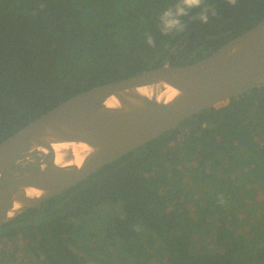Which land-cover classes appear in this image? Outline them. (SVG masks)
Returning a JSON list of instances; mask_svg holds the SVG:
<instances>
[{
    "label": "trees",
    "instance_id": "trees-1",
    "mask_svg": "<svg viewBox=\"0 0 264 264\" xmlns=\"http://www.w3.org/2000/svg\"><path fill=\"white\" fill-rule=\"evenodd\" d=\"M178 3L0 0V143L72 96L146 70L193 64L264 19V0H203L178 18L182 31L165 34L159 18ZM209 5L214 12L202 24L197 14ZM39 169L38 161L12 167L0 188ZM183 176L193 192L184 191ZM207 189L221 199L204 209ZM258 193L264 85L197 113L21 213L0 227V239L22 240L38 264H104L113 256L122 259L117 264H264ZM184 195L196 197L195 218ZM256 212L248 233H239Z\"/></svg>",
    "mask_w": 264,
    "mask_h": 264
},
{
    "label": "water",
    "instance_id": "water-1",
    "mask_svg": "<svg viewBox=\"0 0 264 264\" xmlns=\"http://www.w3.org/2000/svg\"><path fill=\"white\" fill-rule=\"evenodd\" d=\"M263 85L264 19L193 64L146 70L68 98L0 143V181L8 169L50 156L39 171L0 188V227L197 113ZM166 87L175 91L167 101ZM64 143L83 150L80 163L69 149L55 163L52 146Z\"/></svg>",
    "mask_w": 264,
    "mask_h": 264
},
{
    "label": "rangeland",
    "instance_id": "rangeland-1",
    "mask_svg": "<svg viewBox=\"0 0 264 264\" xmlns=\"http://www.w3.org/2000/svg\"><path fill=\"white\" fill-rule=\"evenodd\" d=\"M224 105V104H223ZM221 105V106H223ZM182 130V129H181ZM180 139V137H179ZM69 159V158H67ZM34 161H38L39 162V166L40 168L41 167H44L46 165H48L49 161H50V156L48 154H41L37 157H34L32 159H29V160H26L22 163H20L18 166H25L27 163H31V162H34ZM18 174L14 175V177H17ZM13 177V178H14ZM7 179V178H5ZM1 182V181H0ZM181 186L183 187L184 191L186 192H193L195 190V188L192 186V184L190 183L189 179L187 177L182 178V181L180 182ZM215 189L212 190V192H210V190H205L204 191V200L202 202H199L200 206H204L203 208L205 209L207 206V203H209V208H212V203L213 201L218 197L217 200H220V196H217L215 197ZM185 201H186V206L187 208L189 209V212H188V216L192 217V218H195V212H196V208H195V205H194V202H193V199L192 198H196L195 196H188L187 195H184L182 197ZM264 199V194L262 193H258L257 195V201H263ZM211 205V206H210ZM257 206V205H256ZM227 209H231V207H228ZM119 210V209H118ZM209 214V212L207 213ZM260 217V213L259 212H256V215H252L249 217V221L250 223L246 224L244 223L243 221L241 222V227L239 229V233L241 234H246L248 233V229L250 228V226L252 224L255 223V220H257L258 218ZM90 230L92 229V227L89 228ZM98 238V237H97ZM101 238V237H99ZM98 240H102V239H99ZM213 238H211L210 240L212 241ZM81 240L82 241H85V240H90L91 241V238H86L85 236L81 237ZM89 244H91V242H89ZM209 249L211 250H215L213 245H209ZM0 250L3 251V255H2V259L1 260V264H38V261H36L31 254H28L27 251H26V248L24 246V243L22 240L20 239H16L14 242L11 241V240H8L6 238H1L0 239ZM101 257H98L96 258L95 255L93 256V259L92 260H98L100 259ZM3 260V262H2ZM115 260V261H113ZM117 261H121L122 263V259H118V257L116 256H113L112 258L110 259H105L104 261V264H117L118 262ZM96 262V261H95ZM135 262H139V263H142L138 260H135ZM98 262H96L97 264ZM90 264H94L93 262H90ZM150 264H155L153 262V260L151 261Z\"/></svg>",
    "mask_w": 264,
    "mask_h": 264
},
{
    "label": "clouds",
    "instance_id": "clouds-1",
    "mask_svg": "<svg viewBox=\"0 0 264 264\" xmlns=\"http://www.w3.org/2000/svg\"><path fill=\"white\" fill-rule=\"evenodd\" d=\"M225 2L230 6L237 5V0H225ZM202 4L203 0H179V3L175 7L174 12L171 9L164 11L159 18L164 33L167 34V32L171 29L182 31L183 26L180 25V21L178 18L186 15V10L201 8ZM210 12H214L213 5H209L206 8H203L202 11L197 14V17L202 24L208 23V13ZM147 43L149 45L152 44V40L150 37L147 39Z\"/></svg>",
    "mask_w": 264,
    "mask_h": 264
},
{
    "label": "bare ground",
    "instance_id": "bare-ground-1",
    "mask_svg": "<svg viewBox=\"0 0 264 264\" xmlns=\"http://www.w3.org/2000/svg\"><path fill=\"white\" fill-rule=\"evenodd\" d=\"M175 94V91L169 87H166V89L163 91L161 95V99H165L167 101ZM77 144H55L52 146L53 148V158L55 160L56 164H61L63 160V149H69L70 153L72 155V159L74 160L75 164H78L81 162L82 158V152L83 150L79 149ZM72 160V161H73ZM28 195H35V192H28Z\"/></svg>",
    "mask_w": 264,
    "mask_h": 264
}]
</instances>
